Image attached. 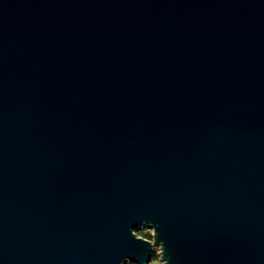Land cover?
<instances>
[{"label":"water","instance_id":"water-1","mask_svg":"<svg viewBox=\"0 0 264 264\" xmlns=\"http://www.w3.org/2000/svg\"><path fill=\"white\" fill-rule=\"evenodd\" d=\"M141 222L264 264V0H0V264H142Z\"/></svg>","mask_w":264,"mask_h":264},{"label":"clouds","instance_id":"clouds-1","mask_svg":"<svg viewBox=\"0 0 264 264\" xmlns=\"http://www.w3.org/2000/svg\"><path fill=\"white\" fill-rule=\"evenodd\" d=\"M145 231L151 233L150 239H146L144 235H142V232ZM131 236L134 237L137 241L148 244L152 249L150 258L146 262H142V264H170L171 257L166 258L164 241L160 240L159 243H157L159 233L157 232L156 227H145L144 222H141L139 228L131 230ZM120 264H133V261L125 257L120 261Z\"/></svg>","mask_w":264,"mask_h":264},{"label":"rangeland","instance_id":"rangeland-1","mask_svg":"<svg viewBox=\"0 0 264 264\" xmlns=\"http://www.w3.org/2000/svg\"><path fill=\"white\" fill-rule=\"evenodd\" d=\"M139 227H140V226H139ZM139 227H138V228H139ZM142 235H144V237L147 238V239H150V238H151V233L148 232V231L142 232ZM133 264H135V263L133 262ZM136 264H137V263H136Z\"/></svg>","mask_w":264,"mask_h":264}]
</instances>
